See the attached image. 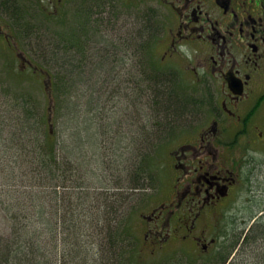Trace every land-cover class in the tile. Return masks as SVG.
<instances>
[{
    "label": "trees",
    "instance_id": "obj_1",
    "mask_svg": "<svg viewBox=\"0 0 264 264\" xmlns=\"http://www.w3.org/2000/svg\"><path fill=\"white\" fill-rule=\"evenodd\" d=\"M36 1L26 11L18 7L14 13L11 8L0 11V20L15 36L5 52L23 49V40L38 45L32 54L35 69L20 67L18 55H0V211L8 223V232L0 233V264H151L149 258L156 254L149 246L155 247L147 237L150 232L137 235L133 192L163 181L160 157L176 133L183 109L190 108L167 84L155 44H148V33L157 38L161 31L157 12L147 8L136 37L141 61L138 101L152 105L154 116L148 119V131L139 134L144 144L136 174L126 172L122 180L130 186L123 185L118 192L91 186L82 155L89 129L85 106L90 101L84 102L89 85L84 75L91 63L86 57L94 65L91 94L97 93L101 81L94 76L106 71L101 53L87 55L86 48L92 33L100 31L95 29L98 18L109 21L106 14L111 16V11L106 10L116 15L118 6L110 0H83L68 8V1L58 0L50 8L45 1ZM154 86L153 97L149 92ZM91 101L97 116L98 99ZM152 142L155 146L148 149ZM92 233L103 236L93 254L88 241Z\"/></svg>",
    "mask_w": 264,
    "mask_h": 264
},
{
    "label": "flooded vegetation",
    "instance_id": "obj_2",
    "mask_svg": "<svg viewBox=\"0 0 264 264\" xmlns=\"http://www.w3.org/2000/svg\"><path fill=\"white\" fill-rule=\"evenodd\" d=\"M141 1L157 12L161 31L157 38L148 33L147 39L155 52L162 49L159 62L179 59L191 77L182 86L175 73L159 67L171 90L192 109L177 121L176 130H182L177 148L171 146L177 139L168 138L171 194L146 218L156 222L147 237L155 248L178 242L187 259L214 251L207 264H246L245 255L261 241L254 264H264V0ZM126 48L132 73L130 82L122 83L129 86L123 96L132 102L138 99L139 55L137 46ZM202 114L209 117L204 124ZM245 197L248 206L242 210ZM223 215L232 216L220 229L227 230L221 238L228 244L225 249L217 248L219 240L200 236L211 219ZM172 218L176 223L165 239L158 228Z\"/></svg>",
    "mask_w": 264,
    "mask_h": 264
},
{
    "label": "rangeland",
    "instance_id": "obj_3",
    "mask_svg": "<svg viewBox=\"0 0 264 264\" xmlns=\"http://www.w3.org/2000/svg\"><path fill=\"white\" fill-rule=\"evenodd\" d=\"M33 1L34 0H0V11L5 12V8H8L9 11L11 8V12L14 13L16 11V7L21 8V10L23 11H26L29 10V5ZM37 1L35 2L36 4L41 2V0ZM43 1H45V4H47L50 8H55L59 4L57 2L58 0ZM66 1H68V3L66 4L68 8L70 6L75 7L83 4V0ZM104 1L105 0H101V3ZM110 1H112L113 5L118 6V14L115 15L113 14L111 9H108L106 10V12L111 11V16H109V13L106 14V16L109 18V21L105 17L98 18V24L95 25V29H99L100 31L98 33H92L93 35L90 34L92 35V42L91 44L87 45L86 48L88 50L87 55L92 54V52L99 53V55L101 53V65L103 66V69H106V72L108 74L105 75L104 72L101 73L99 71V73L94 76L101 81L100 83L98 82V86L96 88L97 93L95 92V94H93L92 92L91 94V90L93 91V88H95L93 85L94 79L92 78V70L94 65H92L93 61L89 62V57H86V63H91L88 66L89 73H85L84 75L86 82L89 85V89H87V94L84 99L85 104L87 103V101H90V104L87 103L85 106L87 114L85 126L87 127V129H89L88 134H86V144L84 147V153H82V155H84L83 159L87 170V179L90 180L91 186L96 188V185L97 190H102L106 187H108L109 189L114 188V190L119 192L123 191L122 188H120L123 187V185H125L126 187L130 186V184H128V180L125 183L122 180L126 177V172L128 173L131 170V177L136 174L137 166L140 161V154L143 152V150L140 148H142L143 146L141 145L144 144L139 137V134H141L144 130H147L146 125L148 124V119L149 117L154 116L153 107L149 103L145 101H138L136 97L132 99V102L129 99H126L123 96L126 93H124L123 91L124 89L129 88V86L127 85L126 88H124V84H122L123 82H130V75L132 73L130 59L131 53L130 50L126 47L130 45L139 47L136 37L137 35H139L140 29L142 28L141 17H144L143 15L145 11L148 7L151 6L147 5L141 0ZM86 4L88 5V3ZM97 8L98 7H96L95 9ZM72 19L76 18L72 17ZM6 23L7 22L5 20L4 22L0 20V55L6 56V53L11 56L18 55V58L20 56V59L18 61V65L20 67L24 68L28 65L26 69H35L36 65L33 64L34 55L32 54L36 53L38 45L33 44L29 46L27 42L23 40L21 41V46L24 50H17L16 48H14V51H4L7 50L6 46H8V44L12 45V43L15 42V36L11 35L12 30L8 25H6ZM72 27L74 26L72 25ZM37 32L41 31L38 30ZM88 32L90 31L88 30ZM33 37L35 36L33 35ZM133 37H135L137 41L134 40ZM8 38H10V40H8ZM99 42L102 43L99 44ZM25 51L28 54L25 53ZM160 52H162L161 48H158L157 52H155L159 67H165L171 70V73H175L174 75L177 77L178 81L180 80L179 83L182 86L186 83H189V79H191V77L189 74H187L185 69L181 67L179 59H169L164 64H161L159 62L160 59L158 58V54ZM72 54L73 53H71V55ZM142 61L146 62L144 60ZM139 63H141V61ZM139 63L137 64L138 68L140 69ZM111 73L114 75H112ZM169 79H171V77L167 76V80ZM42 97L43 94H41L40 98ZM76 99L77 98H74V100ZM93 99H98L99 102L100 108L97 116L94 115V112H92V106L95 105L91 101ZM191 111V108L183 109V113L185 115H188ZM175 118L178 119L179 117L176 116ZM208 119L209 117L207 118L206 115L202 114L200 121L202 122V124H204V122ZM96 124L97 126H95ZM150 130L151 128H149V131ZM152 132L154 133V131ZM181 135L182 130L177 129L175 135L170 138L172 141L177 139L171 145L172 148L174 146L175 148H177L176 146L179 145V142H181L182 140ZM154 146L155 144L152 142V144L148 146V149ZM171 146H168V148L160 157L159 163L162 166L163 181L156 184L155 188L149 189L147 191L145 190L143 192H133V204L138 211L136 218V231L139 237H144L148 232H150V227L154 226V224L156 223L155 221H151V223L147 221V223L145 217L150 218L152 213L155 210L159 209L161 207V204L166 202L171 194L170 186L173 183L174 179V172L170 166V161L168 158V149ZM241 202L243 203V210L244 206H248V204L245 203L248 202V199L246 197L242 198ZM94 205L95 204H93V206ZM166 217L167 216L163 215L162 218L165 220ZM229 217L232 219V216L229 215L220 216L219 219H211L213 227L211 225L210 228L203 231L200 236H202L203 239L207 240L208 242H210L211 239L219 240V244H216L217 248L224 247L225 249L228 244L225 243L224 240H221V238L226 237L225 235L227 234V230L220 231V229L226 228V223H228L229 220L231 221ZM175 223L176 219L172 218L170 224L168 222H165L162 224L161 228H158L163 238L166 239L167 234L170 233L169 231L173 229ZM209 223L211 222L209 221ZM262 231L260 232V234L262 233V235L264 236V232ZM6 232H8V223L0 211V233ZM92 234H94V236L90 235L88 238V241L92 243L91 254H93L94 251H98V244L100 242H103V236H96L95 233ZM183 234L184 232H181V236ZM171 237L172 236H170L169 239H171ZM259 243H261V241L256 243L255 246L252 245L251 251L245 255L246 259L248 260L246 264H254V262H256V260L259 258ZM102 245L104 248L106 247L105 243ZM262 247L263 248L261 249V255H264V246ZM149 249L156 254L149 258L151 260V264H192L191 262H193L194 264H207L212 262L215 256V252L212 251L201 253L198 256H190L189 259H187V257H185L184 254L180 251L178 242L175 241L167 243L163 250L162 248L153 249L151 246H149ZM160 250L162 251L160 252ZM217 259L221 260V257H218Z\"/></svg>",
    "mask_w": 264,
    "mask_h": 264
}]
</instances>
